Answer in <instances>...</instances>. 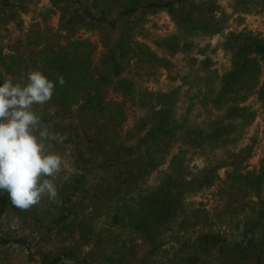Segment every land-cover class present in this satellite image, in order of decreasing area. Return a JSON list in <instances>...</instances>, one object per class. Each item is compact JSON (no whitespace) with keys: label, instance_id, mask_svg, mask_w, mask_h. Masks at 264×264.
<instances>
[{"label":"trees","instance_id":"trees-1","mask_svg":"<svg viewBox=\"0 0 264 264\" xmlns=\"http://www.w3.org/2000/svg\"><path fill=\"white\" fill-rule=\"evenodd\" d=\"M46 1L0 0V84L32 70L55 83L37 110L64 171L58 201L30 211L0 193V246L24 247L29 264H264V155L249 170L254 143L230 149L256 119L248 101L264 103V38L228 32L222 73L196 45L227 30L222 3L264 16V0ZM159 14L168 35L151 27ZM177 56L201 73L193 91L140 86ZM208 191L210 208L192 201Z\"/></svg>","mask_w":264,"mask_h":264},{"label":"clouds","instance_id":"clouds-1","mask_svg":"<svg viewBox=\"0 0 264 264\" xmlns=\"http://www.w3.org/2000/svg\"><path fill=\"white\" fill-rule=\"evenodd\" d=\"M57 79L61 86L66 82L62 75ZM54 90L55 83L39 70L29 71L25 80L6 76L0 84V193L6 192L20 211H30L44 198L58 201L56 180L64 159L52 142L59 135L37 110ZM255 238L259 242L258 232Z\"/></svg>","mask_w":264,"mask_h":264},{"label":"rangeland","instance_id":"rangeland-1","mask_svg":"<svg viewBox=\"0 0 264 264\" xmlns=\"http://www.w3.org/2000/svg\"><path fill=\"white\" fill-rule=\"evenodd\" d=\"M222 6L225 8V12L230 15L227 23V30L222 34L215 36L211 39H197L196 45L198 49L202 50L208 46L206 50V54L211 57L213 61V69L218 71L219 73L224 72L228 66L229 62L221 49V43L224 40V37L228 32L233 31H250L255 34L260 35L264 38V16H238L232 14L230 10L226 7L225 3H222ZM39 7L48 8L49 4L46 0H41ZM53 27L57 25V17L53 16L50 21ZM151 27H154L156 32L159 35H168L173 32V25L170 19L165 14H159L153 18ZM87 37V36H85ZM90 41L96 43L97 39L95 37L89 36ZM172 66L170 70H160L159 74L153 79L150 80L140 86L145 87L151 91L159 92V91H169L175 87L181 88V93H184L188 90V86L193 87L195 85L196 77L195 75H201V73H197L196 67H191L186 59L182 56H177L171 59ZM175 78V79H173ZM185 83V84H184ZM248 105L252 106L256 111V119L252 123L250 127H248L241 137V139L230 149L234 151H238L246 145L253 144L254 154L253 158L249 162V170L254 169L259 162V159L264 155V103L259 104L253 99L248 101ZM184 106L180 102L178 105V113L183 112ZM197 110H193L190 114L191 119L199 120L201 117V113ZM130 117V116H129ZM132 120L129 119L127 125H131ZM217 155H221V152H218ZM202 161L199 159H195L191 167H200ZM166 167H162L160 171H164ZM224 171H221L220 174L223 176ZM158 174H153L149 183L153 184L156 182ZM264 198V196H263ZM195 203H202L206 208H210L215 204V199L213 196V191H208L198 195L196 198L192 199ZM223 232H229L222 228ZM176 247V246H174ZM28 251L18 245L12 246H0V264H29L27 262ZM69 264V263H66Z\"/></svg>","mask_w":264,"mask_h":264}]
</instances>
